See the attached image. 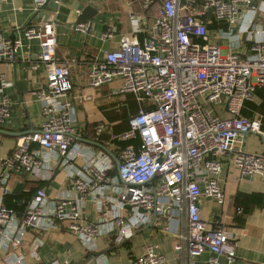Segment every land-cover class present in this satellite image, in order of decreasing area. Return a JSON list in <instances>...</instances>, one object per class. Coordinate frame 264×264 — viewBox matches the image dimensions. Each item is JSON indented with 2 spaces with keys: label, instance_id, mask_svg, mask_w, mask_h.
Masks as SVG:
<instances>
[{
  "label": "built area",
  "instance_id": "built-area-1",
  "mask_svg": "<svg viewBox=\"0 0 264 264\" xmlns=\"http://www.w3.org/2000/svg\"><path fill=\"white\" fill-rule=\"evenodd\" d=\"M49 1L31 0L33 14ZM140 5L145 13H128L131 29L119 36L118 46L87 66L91 87L120 80L114 93L135 96L139 107L121 131L110 130L103 120L90 133L76 126L75 106L68 98L73 60L57 56L53 14L23 27L22 37L38 42L35 56L25 59L32 68L43 67L46 79L36 91L38 127L21 134L11 153L0 158L4 264H87L42 259L41 235L72 233L86 254L95 250L98 239L111 237L121 244L147 225L173 232L178 264H195L205 251L211 253L207 264H223L220 256L227 262L235 258V231L220 223L207 227L199 203L202 197L223 203L218 176L225 154L239 177L264 178V152L243 150L246 133L264 138V114L242 113L247 102L262 101L257 91L264 90V23H258L256 0H141ZM213 21L227 24L218 36L232 48L238 45L232 27L245 24L249 33H258L252 53L241 57L212 42L208 25ZM89 26V21H77L74 30L86 32ZM22 37L0 31V62L24 58L20 53L28 44ZM99 37L112 38V28ZM9 85L0 72V125L10 115ZM16 175L40 181L30 195L22 183L20 210L4 201L20 182ZM164 262L156 246L148 245L129 264Z\"/></svg>",
  "mask_w": 264,
  "mask_h": 264
},
{
  "label": "crops",
  "instance_id": "crops-1",
  "mask_svg": "<svg viewBox=\"0 0 264 264\" xmlns=\"http://www.w3.org/2000/svg\"><path fill=\"white\" fill-rule=\"evenodd\" d=\"M78 3L84 5L92 3L98 11L89 21L90 26L86 32L74 30L79 15ZM140 4L141 0H64L56 8H47V13L53 14L55 19L57 56L60 59L73 60L69 70L73 88L68 98L75 106V124L85 126L89 133L99 120L109 123L110 130L125 129L129 114L136 112L139 107L133 94L114 93L116 80L99 87H91L87 81V66L93 57H102L105 51L118 46L119 36L131 29L128 13L133 12L139 16L145 13ZM256 5L259 12L258 23L262 24L264 23V0H256ZM37 19L38 15L33 14L31 0H0V31L3 35L22 37L23 27ZM109 27L112 28L113 37L101 39L100 33ZM227 28V24L213 21L208 25L210 40L226 52L236 51L241 57L251 54L250 44L260 39V35L256 32L249 33L245 24L234 26L231 30L237 35L238 45L232 48L227 38L218 36L220 30L226 31ZM22 40L24 44H28L20 53V56L24 58L18 57L14 62H0V72L4 73L10 82V85L5 88L10 101V115L0 125V129L14 133L0 132V158L8 156L17 138L37 128L41 120V104L36 98V91L45 83V71L43 67L32 68L29 61L25 59L35 56L38 51L37 40H26L23 37ZM257 95L264 100V90L257 91ZM258 104L247 102L242 113L250 116L255 110L259 111ZM262 138L257 133H246L243 137V150L264 152ZM107 146L110 148V145L107 144ZM228 158L227 154L220 158L222 170L218 176L224 192V201L221 204L212 197H202L199 203L201 219L206 222L207 227H215L217 223H220L236 233L235 258L227 262L223 256H220L221 263L264 264V178L239 177L238 171L230 165ZM16 176L15 179L20 181L19 183H24L23 189H31V185L35 188L36 184H40L38 180L26 181L22 175ZM61 178L62 175H58V179ZM53 184L54 188L59 189V184L56 182ZM44 185L47 183L45 182ZM23 189L18 195L24 193ZM238 193L260 195V203H262V205L257 204L255 201L259 198L253 197L255 201L252 202L254 204H250L249 212L246 214L238 212L243 219L241 223H237L234 219L235 198ZM21 208L22 206L19 205L16 210ZM31 236L28 234L27 239ZM41 238L43 244L39 248V256L46 261L58 259L82 261L87 264H129L131 258L142 254L148 245L156 246L164 256L163 264H178L180 260L179 255L172 248L173 232L154 225L139 229L130 239L121 244H114L111 237L98 239L95 250L86 254L80 241L72 233L49 231L42 234ZM210 254L209 251L203 252L196 257L195 264H207ZM0 264H4L1 254Z\"/></svg>",
  "mask_w": 264,
  "mask_h": 264
},
{
  "label": "trees",
  "instance_id": "trees-1",
  "mask_svg": "<svg viewBox=\"0 0 264 264\" xmlns=\"http://www.w3.org/2000/svg\"><path fill=\"white\" fill-rule=\"evenodd\" d=\"M257 109H259V111L261 113L264 114V100H262V102H260V104L257 105ZM129 114V113H128ZM39 185L36 184V186ZM35 186V187H36ZM34 188H32V185H31V189H30V192L33 191ZM29 192V194H30ZM22 194H17V195H14V194H10L7 198H5V205L7 207H10V208H13V209H16L18 206H19V203H18V198L21 196ZM253 197H258L259 200L258 201H255L253 199ZM12 198V199H11ZM256 202L257 204H260L262 205V203H260L261 201V196L259 195H254V194H245V193H238L236 198H235V216H234V219L235 221H237V223H241L242 222V217H240V214L239 213H242V214H246L249 212L250 210V204H254L252 202ZM124 243V242H123Z\"/></svg>",
  "mask_w": 264,
  "mask_h": 264
},
{
  "label": "water",
  "instance_id": "water-1",
  "mask_svg": "<svg viewBox=\"0 0 264 264\" xmlns=\"http://www.w3.org/2000/svg\"><path fill=\"white\" fill-rule=\"evenodd\" d=\"M55 0H50L46 5H42L40 9L36 12L38 15V19H40L43 16V19L47 17V8H56V3L54 2ZM77 9L79 10V15H78V21H91L93 17L97 14V9L93 7L92 3H88L84 5L83 3H78ZM226 109V108H225ZM0 132L8 133V134H14L11 133L10 131H6L4 129H0ZM264 141V138H262ZM95 145H98L102 147L103 149H106V147L100 143L97 142H92ZM112 157L114 158V161L116 164H118V159L114 157V155L111 153ZM22 183H17L13 190V194H18L20 189H21ZM162 220L165 222L166 217H162Z\"/></svg>",
  "mask_w": 264,
  "mask_h": 264
},
{
  "label": "rangeland",
  "instance_id": "rangeland-1",
  "mask_svg": "<svg viewBox=\"0 0 264 264\" xmlns=\"http://www.w3.org/2000/svg\"><path fill=\"white\" fill-rule=\"evenodd\" d=\"M119 85H120V80H116V83L114 84V88L119 87ZM208 108H213L215 110V107H211L210 105H208ZM222 114L224 115V112Z\"/></svg>",
  "mask_w": 264,
  "mask_h": 264
}]
</instances>
